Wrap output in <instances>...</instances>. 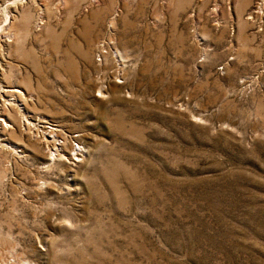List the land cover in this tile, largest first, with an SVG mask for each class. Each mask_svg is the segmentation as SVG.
<instances>
[{
  "label": "rangeland",
  "instance_id": "obj_1",
  "mask_svg": "<svg viewBox=\"0 0 264 264\" xmlns=\"http://www.w3.org/2000/svg\"><path fill=\"white\" fill-rule=\"evenodd\" d=\"M0 264H264V0H0Z\"/></svg>",
  "mask_w": 264,
  "mask_h": 264
},
{
  "label": "bare ground",
  "instance_id": "obj_2",
  "mask_svg": "<svg viewBox=\"0 0 264 264\" xmlns=\"http://www.w3.org/2000/svg\"><path fill=\"white\" fill-rule=\"evenodd\" d=\"M9 18V17H8ZM8 18L6 19V20H8ZM13 91L15 92V93H17V92H21L20 90H18V89H13ZM21 104H22V102H21ZM25 118V117H24ZM54 126V125H53ZM53 130H54V127H51ZM57 129V128H56ZM48 131V130H47Z\"/></svg>",
  "mask_w": 264,
  "mask_h": 264
}]
</instances>
